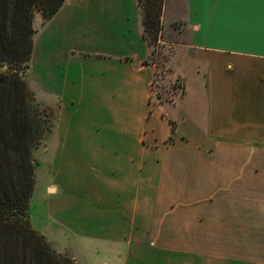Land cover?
Listing matches in <instances>:
<instances>
[{
    "label": "crops",
    "instance_id": "crops-1",
    "mask_svg": "<svg viewBox=\"0 0 264 264\" xmlns=\"http://www.w3.org/2000/svg\"><path fill=\"white\" fill-rule=\"evenodd\" d=\"M183 2L170 21L185 91L166 110L138 0H66L44 25L43 89L61 105L46 205L60 236L41 233L55 249L104 264H264V0Z\"/></svg>",
    "mask_w": 264,
    "mask_h": 264
},
{
    "label": "trees",
    "instance_id": "trees-1",
    "mask_svg": "<svg viewBox=\"0 0 264 264\" xmlns=\"http://www.w3.org/2000/svg\"><path fill=\"white\" fill-rule=\"evenodd\" d=\"M65 2L0 0V264H75L53 251L31 227L29 203L35 186L32 153L48 129L21 75L30 69L35 16L41 15L45 25ZM139 3L144 38L150 40L160 31L164 0ZM57 122L58 116L53 127Z\"/></svg>",
    "mask_w": 264,
    "mask_h": 264
},
{
    "label": "rangeland",
    "instance_id": "rangeland-1",
    "mask_svg": "<svg viewBox=\"0 0 264 264\" xmlns=\"http://www.w3.org/2000/svg\"><path fill=\"white\" fill-rule=\"evenodd\" d=\"M65 4V3H64ZM183 0H164L161 20H160V31L158 35L154 34L150 40L144 38V27L142 14V8L138 0V20L142 30V35L146 41L148 53L145 57L144 63L150 65L153 79H154V93L153 100L157 104L163 105L164 109L169 107H175L177 103L182 99L185 91V83L182 79L177 77L173 73L172 59L175 52L174 43L180 42L181 39L177 35V30L181 29V23L171 24L170 15L176 14L180 16L184 11ZM80 9L79 7H77ZM85 8V7H83ZM165 10L167 11L165 15ZM165 17V18H164ZM43 20L41 15L37 14L34 18L33 27L36 31L34 35L35 43H38L37 58L35 61L30 62L29 71L23 75V80L27 83V88L30 93V98L39 106L42 117L45 118L44 127L48 129L44 137L37 143V147L32 153V162L35 165L34 172V191L31 197L30 206V223L33 230L39 235L43 236L45 242L50 248L57 254L61 255L65 259H71L75 264H104V254L100 258V262H97L90 253L79 254V260H77L74 253L67 250L55 249L48 239L41 233H47L49 239L55 238L58 240L60 232L54 225V220L48 217L46 197H47V183L49 181V143L53 141V133L57 123L53 127V122L58 116L60 108V98L58 95L47 96L46 91L43 89V85L46 88L53 90V87L47 82L46 74L44 73L43 65ZM157 37V38H156ZM33 56V55H32ZM46 93V94H45ZM33 102V103H34ZM46 115V116H45ZM53 128V129H52ZM59 238V242H60ZM61 243V242H60ZM58 243V247L61 246ZM64 243V241H63ZM62 243V244H63ZM56 247V248H58ZM144 264V263H143ZM150 264V263H149Z\"/></svg>",
    "mask_w": 264,
    "mask_h": 264
}]
</instances>
